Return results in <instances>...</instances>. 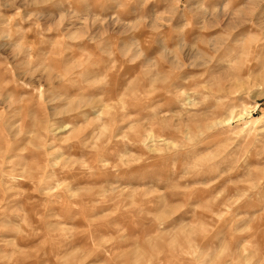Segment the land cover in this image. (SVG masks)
<instances>
[{"label": "rangeland", "instance_id": "rangeland-1", "mask_svg": "<svg viewBox=\"0 0 264 264\" xmlns=\"http://www.w3.org/2000/svg\"><path fill=\"white\" fill-rule=\"evenodd\" d=\"M0 264H264V0H0Z\"/></svg>", "mask_w": 264, "mask_h": 264}, {"label": "bare ground", "instance_id": "bare-ground-1", "mask_svg": "<svg viewBox=\"0 0 264 264\" xmlns=\"http://www.w3.org/2000/svg\"><path fill=\"white\" fill-rule=\"evenodd\" d=\"M21 18V17H20ZM22 19V18H21ZM21 24V23H20ZM2 32V31H1Z\"/></svg>", "mask_w": 264, "mask_h": 264}]
</instances>
